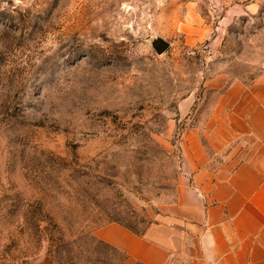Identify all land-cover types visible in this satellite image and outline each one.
Returning a JSON list of instances; mask_svg holds the SVG:
<instances>
[{"label":"rangeland","instance_id":"obj_1","mask_svg":"<svg viewBox=\"0 0 264 264\" xmlns=\"http://www.w3.org/2000/svg\"><path fill=\"white\" fill-rule=\"evenodd\" d=\"M242 1L0 0V264H123L95 230L170 215L187 129L264 72Z\"/></svg>","mask_w":264,"mask_h":264},{"label":"crops","instance_id":"obj_2","mask_svg":"<svg viewBox=\"0 0 264 264\" xmlns=\"http://www.w3.org/2000/svg\"><path fill=\"white\" fill-rule=\"evenodd\" d=\"M246 1L236 6L243 14L255 8ZM214 115L209 145L199 128L187 129L170 215L144 234L107 224L98 240L139 264H264V72L232 81Z\"/></svg>","mask_w":264,"mask_h":264},{"label":"water","instance_id":"obj_3","mask_svg":"<svg viewBox=\"0 0 264 264\" xmlns=\"http://www.w3.org/2000/svg\"><path fill=\"white\" fill-rule=\"evenodd\" d=\"M154 47L158 54H162L169 48V44L163 40H156Z\"/></svg>","mask_w":264,"mask_h":264},{"label":"trees","instance_id":"obj_4","mask_svg":"<svg viewBox=\"0 0 264 264\" xmlns=\"http://www.w3.org/2000/svg\"><path fill=\"white\" fill-rule=\"evenodd\" d=\"M127 228H129V227H127ZM129 229H131V228H129ZM131 230H132V229H131ZM97 240H98V239H97ZM98 242L107 245L110 249H113V250L118 251L117 249L113 248L112 246H110L109 244H107V243H105V242H103V241L98 240ZM118 252H119V251H118ZM120 253H121L122 255H124L123 264H129V259H128V257H127L124 253H122V252H120Z\"/></svg>","mask_w":264,"mask_h":264}]
</instances>
